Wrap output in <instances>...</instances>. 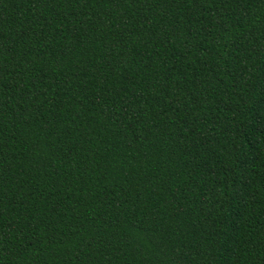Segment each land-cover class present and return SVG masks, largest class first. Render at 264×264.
Wrapping results in <instances>:
<instances>
[{
  "label": "trees",
  "instance_id": "16d2710c",
  "mask_svg": "<svg viewBox=\"0 0 264 264\" xmlns=\"http://www.w3.org/2000/svg\"><path fill=\"white\" fill-rule=\"evenodd\" d=\"M0 264H264V0H0Z\"/></svg>",
  "mask_w": 264,
  "mask_h": 264
}]
</instances>
